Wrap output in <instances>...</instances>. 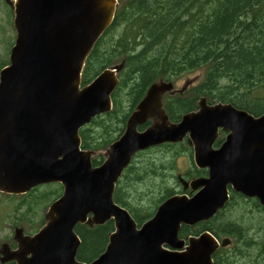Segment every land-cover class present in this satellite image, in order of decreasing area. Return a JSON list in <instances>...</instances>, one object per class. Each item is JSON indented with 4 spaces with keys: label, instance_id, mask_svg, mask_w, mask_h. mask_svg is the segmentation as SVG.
<instances>
[{
    "label": "water",
    "instance_id": "obj_1",
    "mask_svg": "<svg viewBox=\"0 0 264 264\" xmlns=\"http://www.w3.org/2000/svg\"><path fill=\"white\" fill-rule=\"evenodd\" d=\"M15 12L16 44L11 66L0 73V191L21 194L51 182L64 186L63 196L46 215L47 224L34 237L16 230L18 250L0 248L3 264H82L76 260L78 223L90 226L114 219L106 253L91 264H212L217 245L208 234L194 239L186 252L178 244L182 223L195 224L215 215L228 202L227 187L264 206V115L255 118L232 105L211 106L205 98L199 111L170 122L163 107L173 83L153 84L131 115L124 135L98 168L91 153L80 150L79 129L110 112L120 67L103 71L81 89L86 59L112 25L116 0H6ZM153 125L139 127L148 120ZM226 143L213 150L219 129ZM190 136L194 160L209 169L207 179L180 182L193 198L173 196L140 228L118 207L115 184L139 151ZM92 214L91 219H87ZM226 245V244H224Z\"/></svg>",
    "mask_w": 264,
    "mask_h": 264
},
{
    "label": "trees",
    "instance_id": "obj_2",
    "mask_svg": "<svg viewBox=\"0 0 264 264\" xmlns=\"http://www.w3.org/2000/svg\"><path fill=\"white\" fill-rule=\"evenodd\" d=\"M118 1L115 21L96 44L83 74L86 85L104 69L124 65L113 99L117 116L126 97L132 109L153 83L178 82L196 73L202 74L197 85L184 95L165 99L171 121L195 110L202 97L209 104L228 103L257 117L264 114V0ZM104 132L103 145L114 141ZM86 133L90 131L83 137ZM93 142L90 135L85 136L84 147H92ZM141 174L137 170L133 181L144 178ZM129 191H124L123 199L118 187L115 199L141 223L147 214L142 207L131 206ZM76 231L82 240L78 258L91 262L103 251L113 224L79 225ZM237 233L252 254L253 235L242 227Z\"/></svg>",
    "mask_w": 264,
    "mask_h": 264
},
{
    "label": "rangeland",
    "instance_id": "obj_3",
    "mask_svg": "<svg viewBox=\"0 0 264 264\" xmlns=\"http://www.w3.org/2000/svg\"><path fill=\"white\" fill-rule=\"evenodd\" d=\"M13 20L14 10L10 9V7L5 3L4 0H0V64L5 63L9 59V54L15 41L16 32L14 29ZM201 78V73H196L194 75L184 77L175 83V89L182 90V88L190 80H193L192 82H195L193 85H197L200 82L199 80ZM130 106L131 105L128 101V98L126 97V101H124L123 99V112L120 115V119H115V117L109 118V121H107L105 125H102V123L106 121L105 118L98 120L95 124L98 125L99 129L96 132L95 136L92 135L93 140L95 142H99L103 134L105 133L104 130L106 132H109L108 136L110 137V140H118L120 138V135H122L123 130L125 129L126 121H123V119L124 115L129 112ZM105 147L106 149L108 148V146ZM181 149L182 147L176 148V150H173L171 147L157 148L148 152L146 151L145 153H143V155H140V158H137V163H144L145 166H150L152 169H154L155 164H157L159 160L161 162H167V164L172 166L173 171H171V175L168 174V179L166 180L164 176H154V173H152V175L148 177L147 181L144 178L142 180L138 179V182L130 181V186L128 188H131V191L128 192V199L133 204V206H141L143 207L145 212L151 213L150 209L152 208V210L154 211L157 208V204L159 203V200L161 199L160 197L162 196V193L164 192L166 187L171 186L173 188H176L177 175L184 173L188 164L185 161V157H178L177 159H173L174 153L180 151ZM105 152L104 150H102L101 154H104ZM147 170L151 171L150 169ZM56 185L57 184H50L49 186L51 187H38L28 196L24 197L23 195L20 196V198H9L6 195L0 194V246L6 243L9 245L15 244L13 235L16 228H23L25 230V233H31L32 230L38 231L41 225L45 224L44 214H46V211L44 207L50 205L52 200H49L44 204V206H41L40 208H38L39 205H34V202L39 200V198L37 197H39L41 193H44L46 196H48L49 192L51 191L56 194L52 196V199H56L58 197V193L61 192V189ZM134 198H136L137 201ZM139 198H142L140 202H138ZM24 199L28 203L23 205L19 204L25 202ZM32 206L35 207L34 214H32L29 209ZM17 209L19 210L16 213ZM27 212L29 214H26ZM230 213L238 216L240 220L244 219L248 221V232L249 234H251V236L254 234V230L257 234L258 229L256 228L259 227L260 222H263L260 220L262 218L260 214H258L257 212H255L254 214H248L245 213L242 209L230 210ZM15 216L21 220L18 222V219H15ZM22 216H26L28 218L22 220ZM14 219L15 221L13 223L12 221ZM17 222L20 223L21 226L16 224ZM251 253L252 254L248 253L246 257L244 255L235 257L231 260L230 264H245V262L253 260L255 258V251L253 250L251 251Z\"/></svg>",
    "mask_w": 264,
    "mask_h": 264
},
{
    "label": "flooded vegetation",
    "instance_id": "obj_4",
    "mask_svg": "<svg viewBox=\"0 0 264 264\" xmlns=\"http://www.w3.org/2000/svg\"><path fill=\"white\" fill-rule=\"evenodd\" d=\"M226 134L223 135V140H222V136L219 138V140L217 142H215L214 144V148L215 149H219L221 147V145L224 142V138H225ZM183 147H186L185 144H181ZM191 153V152H190ZM189 174L191 175V178L189 180L192 179H196L199 177H207L208 176V171L204 170L201 171L203 173H197L199 172L198 169L196 170L193 166L189 167ZM197 171V172H196ZM205 174V175H204ZM177 192H181V191H177ZM187 193H189V195L191 192L188 191ZM231 193V198H230V202L227 205L226 209L221 211L220 213H218L217 216H215L213 219H211L208 222L205 223H200L197 224L195 226L192 227H185V229L183 230V238L187 239L189 236L191 237H195L196 235L202 233L205 230H212L213 233H215L218 237V240L220 241V243L225 239V238H229L231 240V244L228 247H221L223 250H233V238L234 240H236L235 235H238V228L242 227L244 229H246L247 231L249 230V226H248V221L238 218V216H236L235 214L230 213V204L232 201L233 196H241V195H234L232 191H230ZM253 201L256 203V207L253 209L254 205L249 201V199L244 198V201L239 203V208L244 210L245 213H250V211L253 212L256 211L258 214L261 215V221L259 223V227L256 229H262V231H260L259 233H255L254 230V234H253V244H254V251H255V259L257 261V264H264V208L261 207L259 205V202L257 199H253ZM255 213V212H254ZM228 221V224H227ZM241 242V239H240ZM243 242V240H242ZM241 242V243H242ZM244 244V243H242ZM245 245V244H244ZM219 249L217 251V253L222 250ZM249 252V251H248ZM216 253V254H217ZM232 252H228V254H231ZM215 254V256H216ZM215 256L213 257L214 261H215ZM230 258L227 257V260H229ZM225 264V263H223Z\"/></svg>",
    "mask_w": 264,
    "mask_h": 264
}]
</instances>
